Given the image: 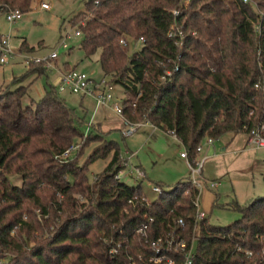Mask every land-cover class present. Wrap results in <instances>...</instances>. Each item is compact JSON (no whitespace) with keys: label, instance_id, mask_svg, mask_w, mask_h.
Returning <instances> with one entry per match:
<instances>
[{"label":"trees","instance_id":"obj_1","mask_svg":"<svg viewBox=\"0 0 264 264\" xmlns=\"http://www.w3.org/2000/svg\"><path fill=\"white\" fill-rule=\"evenodd\" d=\"M31 2L0 0V15L27 13ZM70 25L84 57L98 55L102 76L122 88V116L172 133L191 162L205 139L264 126V0H88ZM172 25L182 39L168 36ZM130 41L140 50L129 54ZM46 73V63H30L22 77ZM31 83L0 88V264H153V244L168 237L195 239L193 264H264V196L235 202L241 218L231 225L205 218L194 231L198 190L189 179L158 185L148 200L140 183L116 178L118 144L92 125L83 133L55 86L24 103ZM107 158L90 181L89 166Z\"/></svg>","mask_w":264,"mask_h":264},{"label":"rangeland","instance_id":"obj_2","mask_svg":"<svg viewBox=\"0 0 264 264\" xmlns=\"http://www.w3.org/2000/svg\"><path fill=\"white\" fill-rule=\"evenodd\" d=\"M86 1L88 0H32L30 10L24 13L22 19L15 22L11 27L2 22L3 15H0V33L4 35L10 34L12 41L19 38L26 39L31 46H34L30 50V52H33L35 49L33 56L47 58L52 51L58 50L57 65L54 62H49V64H46V75H41L37 78L34 75L22 77L27 72L28 64L30 63L26 64L25 62V66L18 58L15 59L13 57L7 64L0 65V88L11 86L12 89H15L19 86L29 85L32 82L24 98V103H27L31 99L37 101L41 98L42 90L44 87H47V84L52 86L57 85L56 79L59 77V70L63 69L64 63H69L70 68H76L78 71L85 72L95 80H109L107 77L102 76L98 64V55L90 59L84 57L82 50L79 48L80 38L74 37L75 29L70 25V20L75 15L84 11V3ZM41 3L47 4L50 9H41ZM68 36L70 38L66 39ZM63 40H65L69 48H72L70 53L68 50L60 48V43ZM39 42H42V46L38 47ZM141 46V41H137L136 43L130 41L129 54L140 50ZM27 47L30 49L29 45ZM24 51L21 52L19 50L18 53H13L14 55L21 54V56L32 54ZM14 77H22V79L14 81ZM112 93L113 101L110 103V106H113L114 103L120 105L124 97L122 88L114 85ZM60 96L69 107L74 109L75 114L83 119L84 123L79 127L83 133L87 134L91 126L90 118L95 109L94 100L90 97L81 99L79 95L69 94L67 92L61 93ZM99 112V114L103 113L101 120L102 130L97 127L94 128L103 134H106L104 132H108L106 139L118 144L122 157V165L124 166L123 172L119 174L122 182L130 186H135L140 183L143 194L151 201L157 196L152 191L154 186L161 185L164 191H168L178 182L191 177L186 160L181 158V153L186 152V149L180 142L174 140V138L161 130H154L149 125L140 126L134 134V139L124 137L120 131H108L109 127H107L112 126L110 128L113 129L116 123H122L121 119H118L111 109L104 110L102 106ZM152 131L156 132L153 136H151ZM228 137L229 135H224L220 139L215 140L213 142L215 143V148L222 147L224 142H227ZM80 143L81 141H77L73 148L70 149L68 153L69 158L76 154ZM96 146L97 143H91L81 150L79 164L94 151ZM130 152L134 155L131 156ZM108 162L109 158L99 159L89 166L88 176L90 181L107 166ZM209 162V160L205 162L202 169V178L200 179L206 183V187L203 186V189L200 191V209L206 213L207 222L210 225L226 227L241 218L240 212L232 208L233 204L236 202L242 206L247 203L246 198L251 196L249 194L252 186L247 177L249 176V172L236 167L233 163L232 167L237 169H234L233 172L239 174V176H235L231 180L229 176L225 177L223 175L217 180H211L205 176V172L209 169ZM215 162L214 168L216 173H218L221 171V168L223 169V166L221 163ZM139 165L144 169L146 178H140L136 175L134 166ZM229 167L230 165L227 166V168ZM209 171H211V168ZM252 172L254 176L253 182L255 184V193L252 197L257 196L256 194L264 196V183L262 180L264 171L258 167L257 169H253ZM211 182L219 185L211 188ZM260 188L263 191H258ZM34 214L39 218L38 211H34Z\"/></svg>","mask_w":264,"mask_h":264},{"label":"built area","instance_id":"obj_3","mask_svg":"<svg viewBox=\"0 0 264 264\" xmlns=\"http://www.w3.org/2000/svg\"><path fill=\"white\" fill-rule=\"evenodd\" d=\"M190 0H180L181 4L186 7L188 5ZM244 2H247V0H243ZM40 7L43 9H48V5L45 3H41ZM177 11H173V15H177ZM23 16V13L19 10H8L3 14L4 19L8 23H12L18 19H20ZM176 34L181 37V32L178 28H176L174 25L170 27V30L168 32L169 37H174ZM80 32L75 31L74 37H79ZM70 37H66V39H69ZM123 45H125V42L122 41ZM60 48L67 50L69 46L63 40L60 43ZM14 56V53L12 49L9 46L8 39L6 37H0V65H5L8 63V61ZM22 58L26 64L28 63H46L49 64L50 61L58 58V50L52 51L47 58H38L33 55H22ZM50 60V61H49ZM49 61V62H48ZM51 66V65H49ZM52 68V67H51ZM170 73H168L169 75ZM57 93L61 94L63 92H70L71 94L90 97L95 102V107L100 106H107L109 107L122 121L123 128L121 130L122 135L124 137H130L132 136L136 130L145 124L148 123H131L127 121L122 116V110L120 108V105L117 103H114L113 106H110V103L113 101V89L114 85L110 83L108 80L105 79H98L95 80L91 78L89 75H87L85 72L78 71L76 69L70 70L67 72H60L58 83L55 86ZM264 132V126H261L258 129H253L247 134V146L258 150L264 148V137L262 133ZM169 135L175 136L170 133ZM214 140L212 139H205L202 141L196 148V151L198 153L196 159L194 162H191L189 159V156L187 155V152L181 153V157L184 158L187 162L188 168L191 173V177L189 180L191 183L196 187L198 190V195L194 201V231L196 230L198 224L200 221L206 218V213L200 209V202H199V196L200 191L203 189V186L206 187V183L202 182L200 179L202 178V169L203 166L207 160V157L199 156L204 151V148L207 146L212 145ZM69 151H66L64 156L68 155ZM135 173L138 177L144 178L145 175L142 170L138 168H134ZM123 171L119 172L116 178H119V174H121ZM217 184L214 182L210 183V187L214 188ZM152 191L158 195L161 193V188L156 185L152 188ZM148 223L152 221L150 217L147 218ZM178 223L180 225L183 224L182 220L179 219ZM147 229V224L143 223L138 229L136 230L139 234H144L145 230ZM194 244L195 239H192L190 244L186 242L183 238L175 239L173 237H168L166 239L159 238L157 241L153 244L152 250L154 252V255L151 257L150 261L153 264H193V258H194ZM115 251H111V253H114Z\"/></svg>","mask_w":264,"mask_h":264},{"label":"crops","instance_id":"obj_4","mask_svg":"<svg viewBox=\"0 0 264 264\" xmlns=\"http://www.w3.org/2000/svg\"><path fill=\"white\" fill-rule=\"evenodd\" d=\"M41 9H43V8H41ZM49 9H50V7L48 6V9H43V10H49ZM21 19H22V17L20 19L16 20V21L12 22V23H8L4 19V17L2 16L1 20L6 25L11 27L15 22H17V21H19ZM0 37H6L8 39V43H9L10 48L12 49L13 52H16V53H18V51L20 50V47H21V45L23 43H26L27 45H29L30 48H34V46H31L27 42V40L24 39V38H19L17 40H13L12 41L10 34L4 35V34H1V33H0ZM39 46H42V42L38 43V47ZM30 53H32L31 55H34L35 54V49H34L33 52H30ZM13 57H15V59L18 58L25 65V62H23V58H22L21 54L14 55ZM59 71L63 72V70H59ZM17 78L14 77V79H17ZM57 79H59V77ZM57 79H56V82L58 83ZM44 88L42 90V94L41 95L44 94V90H45ZM66 92L71 94L68 91H66ZM80 97H81V99L85 98V96H80ZM100 107H95L93 115L90 118V124L93 127H95V128L97 127V128H100L102 130V125H101L102 121L101 120L103 118V115H102L103 113L99 114L100 113L99 112ZM102 107H104V110L105 109L110 110V108L107 107V106H102ZM115 116H117V115L115 114ZM117 118L120 119L118 116H117ZM145 125H149L150 127H152L156 131L159 130V129L154 128L150 124H145ZM145 125H143V126H145ZM107 127H109L108 131L118 130L121 133V130L123 128V124L121 122L116 123V126H114L113 129L110 128L112 126H107ZM104 133H106L108 135V132H104ZM151 133H152L151 136L156 134L155 131H152ZM134 134L132 136H130L129 138L134 139L135 138ZM167 135H169V134H167ZM228 135H229L228 140H227V142H224L222 147L216 149L215 145H214L215 143H213L212 145L205 147L204 151L202 152V154L199 155V156L207 157V160L210 161L209 162V169L211 168V171H209V169H208V171L205 172V176L207 177V179L210 178L211 180H217L218 178H221L223 175H225V177L229 176V178L232 180V178H234L235 176H239V174H236V173L233 172L234 169H236L235 167H232V164L234 163L236 167H238L240 169H243V170H246V171L249 172L248 173L249 176H247V177H248V181L250 182L252 187H251V191H250V194H249L251 196H248V198H246L247 199L246 201L248 202V201H250L253 198L261 197V196H259L260 194H256L257 196L252 197L254 195V193H255V184L253 182L254 176H253V172L252 171L255 168L257 169L258 167L262 168V170L264 171V148L255 150V149H252V148L248 147L247 146V134H245V133L228 134ZM169 136H171V135H169ZM171 137L174 138L173 136H171ZM174 140L178 141L176 138H174ZM218 152L221 153V154H219ZM130 154H131V156L134 155L132 152H130ZM182 159H184V158H182ZM231 159L232 160L234 159L232 163H231V161H232ZM215 161L221 163L222 166H223V169L221 168V171L218 172V173H216L215 168H214V162ZM228 165H230L229 168H227ZM134 167L142 170L144 175H145L144 178H146V173H145V171H144V169L142 168L141 165L134 166ZM260 175H262V174H260ZM262 180H263V183H264V175H263ZM218 185L219 184H217L216 186H218ZM258 191L261 192L263 190L260 188V190H258ZM236 199H237V197H236ZM209 201H211V199H209Z\"/></svg>","mask_w":264,"mask_h":264}]
</instances>
